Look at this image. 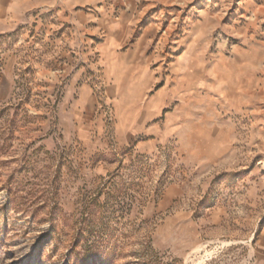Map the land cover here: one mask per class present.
Here are the masks:
<instances>
[{
    "label": "rangeland",
    "instance_id": "obj_1",
    "mask_svg": "<svg viewBox=\"0 0 264 264\" xmlns=\"http://www.w3.org/2000/svg\"><path fill=\"white\" fill-rule=\"evenodd\" d=\"M0 264H264V0H0Z\"/></svg>",
    "mask_w": 264,
    "mask_h": 264
},
{
    "label": "crops",
    "instance_id": "obj_2",
    "mask_svg": "<svg viewBox=\"0 0 264 264\" xmlns=\"http://www.w3.org/2000/svg\"><path fill=\"white\" fill-rule=\"evenodd\" d=\"M125 57V54L117 53L118 65L116 66L115 71L119 73V79L116 86V92L118 94V102L122 107L124 109L126 107H131L133 109L131 115L128 116L126 111L124 116H120V118L115 121L117 131L121 134L126 133L128 131L126 126L127 124H130L135 125L134 130L138 133V126L140 124L155 125L157 120L162 118L164 114H166L167 122L174 121L178 114H175V112L165 113V110L171 109L176 103L175 92L167 90L166 88L158 89L151 95L150 100L143 102L141 106L139 100L143 98L144 92L146 93L151 85L145 86V82L141 81L139 78V76L142 75L144 67L139 64L132 65L128 63ZM131 72L135 74V78L129 76ZM150 72L153 73L151 70Z\"/></svg>",
    "mask_w": 264,
    "mask_h": 264
}]
</instances>
